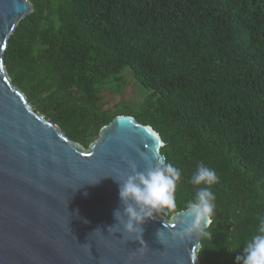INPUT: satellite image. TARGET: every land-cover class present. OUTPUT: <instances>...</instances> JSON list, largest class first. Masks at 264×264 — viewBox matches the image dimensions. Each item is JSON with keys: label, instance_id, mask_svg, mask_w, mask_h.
I'll return each instance as SVG.
<instances>
[{"label": "trees", "instance_id": "16d2710c", "mask_svg": "<svg viewBox=\"0 0 264 264\" xmlns=\"http://www.w3.org/2000/svg\"><path fill=\"white\" fill-rule=\"evenodd\" d=\"M30 1L4 51L15 86L84 148L118 115L151 126L181 169L176 213L197 164L215 169L198 263L236 264L264 216V0ZM125 68L151 94L106 107L102 89Z\"/></svg>", "mask_w": 264, "mask_h": 264}, {"label": "water", "instance_id": "95a60500", "mask_svg": "<svg viewBox=\"0 0 264 264\" xmlns=\"http://www.w3.org/2000/svg\"><path fill=\"white\" fill-rule=\"evenodd\" d=\"M31 11L30 0H0V264H199L201 240L171 235L182 227V211L147 219L146 247L113 217L119 208L126 220L114 178L132 173L128 161L137 171L148 166L144 156L154 163L164 145L157 131L118 115L84 148L10 79L4 51Z\"/></svg>", "mask_w": 264, "mask_h": 264}, {"label": "clouds", "instance_id": "9594fccd", "mask_svg": "<svg viewBox=\"0 0 264 264\" xmlns=\"http://www.w3.org/2000/svg\"><path fill=\"white\" fill-rule=\"evenodd\" d=\"M148 166L144 171H137L136 164L128 161L132 173L120 178H114L118 183V196L123 204L121 210L114 209L115 221L123 223L124 231L135 234L136 240L146 247L142 239V225L147 219H155L156 214L167 213L175 215L177 211L176 191L181 181V169L170 162L159 150L152 154L154 163L143 157ZM190 182L197 186L194 196L189 199L181 210L184 214L178 221L182 227L171 235L180 240L211 238L209 228L215 211L216 195L211 186L219 182L215 169L203 162L197 164ZM203 185V186H201ZM163 216V215H162ZM257 234L253 235L242 249V254L235 257L236 264H264V216L258 217ZM87 222V221H85ZM164 224V223H163ZM109 226L108 229L112 228ZM167 226L164 224V229ZM163 230L157 229L155 236L161 240Z\"/></svg>", "mask_w": 264, "mask_h": 264}, {"label": "rangeland", "instance_id": "374dc122", "mask_svg": "<svg viewBox=\"0 0 264 264\" xmlns=\"http://www.w3.org/2000/svg\"><path fill=\"white\" fill-rule=\"evenodd\" d=\"M119 78L117 83H109L105 89H102L103 104L109 108H114L115 104H118L116 107L119 109L125 107L137 109L149 97L151 92L135 80L129 68H125ZM110 87L111 90L107 89ZM110 91H113V93Z\"/></svg>", "mask_w": 264, "mask_h": 264}]
</instances>
